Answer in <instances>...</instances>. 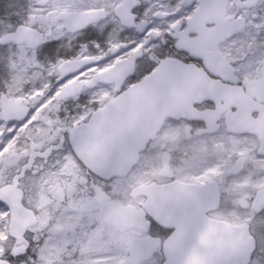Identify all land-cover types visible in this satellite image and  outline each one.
<instances>
[{"label": "snow or ice", "instance_id": "6c2138e0", "mask_svg": "<svg viewBox=\"0 0 264 264\" xmlns=\"http://www.w3.org/2000/svg\"><path fill=\"white\" fill-rule=\"evenodd\" d=\"M0 264H264V0H0Z\"/></svg>", "mask_w": 264, "mask_h": 264}]
</instances>
